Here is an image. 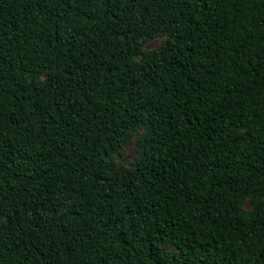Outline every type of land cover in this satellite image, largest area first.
I'll use <instances>...</instances> for the list:
<instances>
[{"label":"trees","instance_id":"obj_1","mask_svg":"<svg viewBox=\"0 0 264 264\" xmlns=\"http://www.w3.org/2000/svg\"><path fill=\"white\" fill-rule=\"evenodd\" d=\"M0 264H264V0H0Z\"/></svg>","mask_w":264,"mask_h":264},{"label":"rangeland","instance_id":"obj_2","mask_svg":"<svg viewBox=\"0 0 264 264\" xmlns=\"http://www.w3.org/2000/svg\"><path fill=\"white\" fill-rule=\"evenodd\" d=\"M159 42H160L159 40L150 42L149 44H147V48L151 49V48L157 46L159 44ZM133 155H134V148H133L132 143H130V144H128L126 146V154H125V158L124 159L125 160H131ZM246 208L248 210V209H250V206L246 205Z\"/></svg>","mask_w":264,"mask_h":264}]
</instances>
